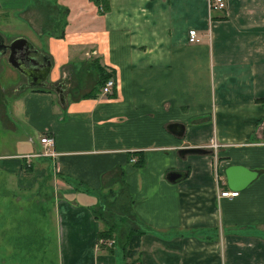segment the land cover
Segmentation results:
<instances>
[{
  "label": "crops",
  "instance_id": "obj_1",
  "mask_svg": "<svg viewBox=\"0 0 264 264\" xmlns=\"http://www.w3.org/2000/svg\"><path fill=\"white\" fill-rule=\"evenodd\" d=\"M224 1L209 13L208 0H107L103 13L94 0H0V36L38 60H1L16 79L0 89L14 146L0 153V258L129 264L134 229L135 264H264V0ZM41 136L58 155L26 159ZM184 146L209 154L180 157ZM228 166L256 177L230 189ZM106 224L115 236L99 246Z\"/></svg>",
  "mask_w": 264,
  "mask_h": 264
},
{
  "label": "water",
  "instance_id": "obj_2",
  "mask_svg": "<svg viewBox=\"0 0 264 264\" xmlns=\"http://www.w3.org/2000/svg\"><path fill=\"white\" fill-rule=\"evenodd\" d=\"M29 44L25 39H15L9 44H4V39L0 36V56L5 55L7 51L9 52V57L7 59L8 64L14 68H18V63L24 61L25 63L31 64L33 66L38 65V60L34 56H31V51L29 50ZM19 69V68H18ZM47 70L44 67L42 75L39 78L44 79ZM51 89L57 93L58 98L61 102L63 101L62 90L60 86H53ZM167 130L174 136L180 138L183 135V126L179 124H170L167 126ZM209 151L204 148L195 147H182L178 150V155L184 157L186 155H207ZM223 174L225 176L226 185L230 189H242L247 184H249L255 177L256 173L250 172L241 166H228L224 169ZM185 176L184 172L171 171L166 175V179L170 183H176Z\"/></svg>",
  "mask_w": 264,
  "mask_h": 264
},
{
  "label": "rangeland",
  "instance_id": "obj_3",
  "mask_svg": "<svg viewBox=\"0 0 264 264\" xmlns=\"http://www.w3.org/2000/svg\"><path fill=\"white\" fill-rule=\"evenodd\" d=\"M102 7H98V9H101ZM4 60V59H3ZM3 61L0 60V89L2 88V86L6 83H8L9 81L15 82L14 80L16 79V73L10 69V66L8 64H3L1 63ZM8 101V97H4V93L1 92L0 90V153H3V151L6 152H10L12 151V149L14 148V146L11 144L13 137L9 135L8 130L6 129V127L8 126V123L6 121V119L4 118L5 112H7V102ZM6 110V111H5ZM113 208V207H112ZM19 209L18 208H7L5 213H17V216L19 217H26L28 214V209L26 208L25 210H21V214L18 215ZM4 213V212H3ZM7 217V216H6ZM0 219L1 216H0ZM11 239V235H7V242L3 241V243H8L10 242ZM33 244H37L39 242H32ZM24 249L30 250V246H24ZM1 260H4V264H15L16 261L20 262V264H44V262H42V258L38 257V256H25L22 258H15V257H4V258H0ZM45 264H49V263H45Z\"/></svg>",
  "mask_w": 264,
  "mask_h": 264
},
{
  "label": "built area",
  "instance_id": "obj_4",
  "mask_svg": "<svg viewBox=\"0 0 264 264\" xmlns=\"http://www.w3.org/2000/svg\"><path fill=\"white\" fill-rule=\"evenodd\" d=\"M226 3L224 0H208V11L209 13L215 12V11H222L225 10ZM188 42L189 44H197L200 42V38L198 37V34L194 30H189L188 32ZM116 86V80L114 78H108L105 80L103 85L100 87V91L103 95H109L111 94L112 90ZM39 144L41 145V148L39 151L32 155H27L26 159H32V158H49L54 159L58 155L54 149V142L52 138H49L47 136H41L39 138ZM211 149L214 151L218 148V145L212 144L210 146ZM239 192L237 191H230L227 189H221L218 192L217 199H232L238 197ZM102 242V240H100ZM106 244L111 245L112 242L107 241ZM107 245V246H108Z\"/></svg>",
  "mask_w": 264,
  "mask_h": 264
},
{
  "label": "trees",
  "instance_id": "obj_5",
  "mask_svg": "<svg viewBox=\"0 0 264 264\" xmlns=\"http://www.w3.org/2000/svg\"><path fill=\"white\" fill-rule=\"evenodd\" d=\"M94 2L98 5V7H102L103 13L109 9L107 0H94ZM107 79L108 77L104 75L103 79L101 80V86ZM142 159V156H140L135 165L141 166L143 164ZM141 235V231L134 229H130L126 232L123 246V256L129 264H135L138 261ZM114 236V227L110 224H106V229L98 234V245L107 246L108 244H106V242L113 239ZM100 240H102V242H100Z\"/></svg>",
  "mask_w": 264,
  "mask_h": 264
},
{
  "label": "flooded vegetation",
  "instance_id": "obj_6",
  "mask_svg": "<svg viewBox=\"0 0 264 264\" xmlns=\"http://www.w3.org/2000/svg\"><path fill=\"white\" fill-rule=\"evenodd\" d=\"M13 41V40H12ZM11 41V42H12ZM4 44H9V43H6V42H4ZM1 54V53H0ZM6 57V60L8 59V57H9V52L7 51V53L5 54V55H2V56H0V60H3L4 58ZM24 63V64H23ZM21 67L23 66L24 67V65H25V62L23 61H20L19 63H18Z\"/></svg>",
  "mask_w": 264,
  "mask_h": 264
}]
</instances>
